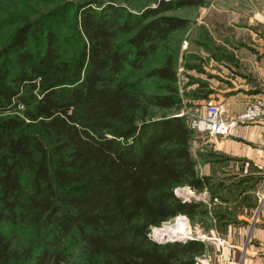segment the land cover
I'll return each mask as SVG.
<instances>
[{
    "label": "trees",
    "instance_id": "16d2710c",
    "mask_svg": "<svg viewBox=\"0 0 264 264\" xmlns=\"http://www.w3.org/2000/svg\"><path fill=\"white\" fill-rule=\"evenodd\" d=\"M208 3L81 0L22 17L0 6V26L13 20L0 38V227L29 231L20 241L26 233L0 228V264H196L211 251L148 236L178 215L201 225L208 215L174 193L212 189L198 157L222 156L194 155L199 136L177 115L172 48L191 21L170 13ZM196 82L185 95L207 98L210 84Z\"/></svg>",
    "mask_w": 264,
    "mask_h": 264
},
{
    "label": "rangeland",
    "instance_id": "374dc122",
    "mask_svg": "<svg viewBox=\"0 0 264 264\" xmlns=\"http://www.w3.org/2000/svg\"><path fill=\"white\" fill-rule=\"evenodd\" d=\"M79 1L81 0H21L20 3L16 4L13 0H0V6L10 12L11 17L14 15L22 17L27 14V16H34L38 12L52 10L59 5L65 6L66 4L68 6V2L75 4ZM110 1L120 3L131 10L140 11L147 7L156 6L160 0ZM218 1L208 0V5L203 7H184L170 11L172 14L188 18L191 21L189 29L181 35L182 37L180 36L181 40L178 43L176 42L177 45L172 48V50H177V86L179 89V100L181 99L182 104V108L177 114H184L189 122L195 116L203 115L204 107L212 103L214 99L211 97L214 95H210L207 98H193L186 96L185 93H190L200 87L199 82H196L200 79L198 69H202V72L205 69V65H202L206 58L205 46L207 44L209 50H211L210 46L212 43L204 41L203 45H201L198 38L201 36L205 39L206 32L202 26L216 20L217 17L211 6L216 5ZM2 7L0 9H3ZM12 22L13 20H10L5 23V27L0 26V38L3 35V30L12 28ZM190 42H193L191 47ZM201 46H204V51L201 50L200 52ZM212 82L211 86L215 89L216 79L213 78ZM198 136L193 142L192 151L194 155L201 150L204 153L207 151L217 152L222 156L212 158L216 163H205L203 159L198 157L199 173L210 175L213 187L200 192L193 191L186 186L177 187L174 189V193L184 201L201 202L204 205L203 208L208 212L207 217H204L206 222L203 225L200 223L194 224L185 215H178L164 222L159 227H152L148 236L152 240L159 242L184 241L192 238L208 242L212 246L211 251L205 256L196 258V264H244L246 249L249 244L253 243L251 235L254 228H264V164L263 162L255 164V167L251 165L252 163L248 165L247 162L214 149L211 146L212 143L207 141L212 136ZM226 156L230 159L225 160ZM240 166L243 168L240 169ZM205 168L206 171L208 168L207 174L205 173ZM219 184L223 186L220 187ZM177 217L181 218L179 223L184 222L186 226L184 233H180L178 230L180 224H177ZM214 220H218V222ZM163 226L173 230V236L159 239L155 229ZM0 228H10L18 237L26 233L25 237H20V241H25L29 237V231H24L18 226L3 224ZM222 251L227 254V258L223 259L224 262L221 257ZM19 264L26 263L22 261Z\"/></svg>",
    "mask_w": 264,
    "mask_h": 264
},
{
    "label": "crops",
    "instance_id": "0c3cea01",
    "mask_svg": "<svg viewBox=\"0 0 264 264\" xmlns=\"http://www.w3.org/2000/svg\"><path fill=\"white\" fill-rule=\"evenodd\" d=\"M211 7L217 18L202 26L206 38H198L201 45L212 43L211 50L207 44L205 51L204 46L199 49L206 53L199 77L210 84L213 102H223L226 115L232 117L254 99L264 98V0H219ZM212 137L207 141L217 151L264 164V118L238 125L232 136ZM251 236L244 264H264V228H254ZM221 254L223 261L227 254Z\"/></svg>",
    "mask_w": 264,
    "mask_h": 264
},
{
    "label": "built area",
    "instance_id": "2783aa9c",
    "mask_svg": "<svg viewBox=\"0 0 264 264\" xmlns=\"http://www.w3.org/2000/svg\"><path fill=\"white\" fill-rule=\"evenodd\" d=\"M261 118H264V98L254 99L242 112L232 117L226 115L223 102H212L204 107L203 115L190 120V126L197 135L229 137L238 125L250 124Z\"/></svg>",
    "mask_w": 264,
    "mask_h": 264
},
{
    "label": "bare ground",
    "instance_id": "6f19581e",
    "mask_svg": "<svg viewBox=\"0 0 264 264\" xmlns=\"http://www.w3.org/2000/svg\"><path fill=\"white\" fill-rule=\"evenodd\" d=\"M176 220L178 221L177 224L179 225L180 224L179 221H181V218L180 217H177ZM185 227L186 226H185L184 222H181V224L178 226L179 232L180 233H182V232L184 233ZM155 231H156L157 237L159 239H162V238H164L166 236H173V233H172L173 230H171L170 228H167L165 226L160 227V228H156Z\"/></svg>",
    "mask_w": 264,
    "mask_h": 264
}]
</instances>
